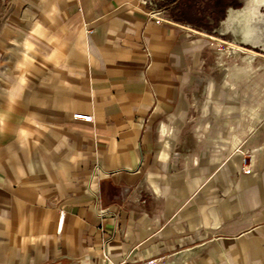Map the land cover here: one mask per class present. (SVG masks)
Listing matches in <instances>:
<instances>
[{
  "label": "crops",
  "instance_id": "obj_1",
  "mask_svg": "<svg viewBox=\"0 0 264 264\" xmlns=\"http://www.w3.org/2000/svg\"><path fill=\"white\" fill-rule=\"evenodd\" d=\"M147 1L0 0V264H264V0Z\"/></svg>",
  "mask_w": 264,
  "mask_h": 264
},
{
  "label": "rangeland",
  "instance_id": "obj_2",
  "mask_svg": "<svg viewBox=\"0 0 264 264\" xmlns=\"http://www.w3.org/2000/svg\"><path fill=\"white\" fill-rule=\"evenodd\" d=\"M150 10L161 11V16L170 17L172 20H183L182 22L193 28L206 32H211L222 20V14L232 10H259L252 0H150L147 1ZM260 9L264 10V6ZM224 44L226 52L221 55L218 52V58H231L240 50Z\"/></svg>",
  "mask_w": 264,
  "mask_h": 264
},
{
  "label": "built area",
  "instance_id": "obj_3",
  "mask_svg": "<svg viewBox=\"0 0 264 264\" xmlns=\"http://www.w3.org/2000/svg\"><path fill=\"white\" fill-rule=\"evenodd\" d=\"M147 4H150V3L145 2V5H147ZM150 17L154 18V20L157 21V23H159V24L164 22L163 16H161V11L150 10ZM217 51H219V54L223 55L226 52L224 44L218 42L217 43ZM73 118H74V120L82 121L85 123H91L94 120V117L92 115H84L81 113H75L73 115ZM251 171H252L251 165L248 164L246 161L244 173L249 175ZM63 220H64V215H62V218H61L60 229L62 227Z\"/></svg>",
  "mask_w": 264,
  "mask_h": 264
},
{
  "label": "trees",
  "instance_id": "obj_4",
  "mask_svg": "<svg viewBox=\"0 0 264 264\" xmlns=\"http://www.w3.org/2000/svg\"><path fill=\"white\" fill-rule=\"evenodd\" d=\"M223 16H224V13L222 14V18H223ZM176 20H178L177 22H180V23H182V21H183V20H180V19H176Z\"/></svg>",
  "mask_w": 264,
  "mask_h": 264
}]
</instances>
